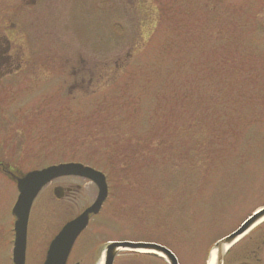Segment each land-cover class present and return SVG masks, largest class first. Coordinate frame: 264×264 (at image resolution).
Listing matches in <instances>:
<instances>
[{
  "label": "rangeland",
  "instance_id": "374dc122",
  "mask_svg": "<svg viewBox=\"0 0 264 264\" xmlns=\"http://www.w3.org/2000/svg\"><path fill=\"white\" fill-rule=\"evenodd\" d=\"M12 3L0 35L19 71L0 79V165L20 176L68 162L97 169L110 195L92 230L206 264L264 207V0ZM2 170L0 264H13L18 191ZM76 183L75 212L98 193ZM53 187L32 206L25 264H43L72 220V198ZM257 239L264 224L238 248ZM236 251L227 264L244 260Z\"/></svg>",
  "mask_w": 264,
  "mask_h": 264
},
{
  "label": "water",
  "instance_id": "95a60500",
  "mask_svg": "<svg viewBox=\"0 0 264 264\" xmlns=\"http://www.w3.org/2000/svg\"><path fill=\"white\" fill-rule=\"evenodd\" d=\"M2 171L16 182L19 192L17 202L12 210L16 218L14 224L13 264H25L28 222L32 205L42 189L53 180L60 177L77 176L91 181L98 189V196L94 204L75 220L67 223L57 237L52 241L44 264H66L72 246L80 233L88 226L90 217L97 215L108 197V185L103 173L80 163L60 164L42 170L17 175L10 169L0 165ZM62 188L55 190L58 199L63 197ZM249 218L237 231L223 238L216 244V264H223L224 255L243 235L264 219V209L259 210ZM131 249L150 252L167 260L169 264H179L175 255L165 247L159 245L114 243L108 246L103 264H112L118 250Z\"/></svg>",
  "mask_w": 264,
  "mask_h": 264
},
{
  "label": "flooded vegetation",
  "instance_id": "af4514ba",
  "mask_svg": "<svg viewBox=\"0 0 264 264\" xmlns=\"http://www.w3.org/2000/svg\"><path fill=\"white\" fill-rule=\"evenodd\" d=\"M21 1L24 3H28L30 0H21ZM34 1L35 0L33 1L31 0V3H34ZM0 2H2V0H0ZM12 4H13L12 0H4V3H0V21H2L1 19H7V17L10 15V11L13 8ZM3 13H4V16H2ZM0 50L1 52L3 51L4 53V54L2 53L3 55L1 54L4 60H2V62L0 63V77L3 78V77L8 76L9 73H10L9 75H11L14 71H19V67L14 66V64L11 62V60L13 59L12 55L9 53V51L11 50V41L6 35L5 37H2L0 35ZM4 67H6V69ZM79 179L85 180L81 177L70 176V177L58 178L52 181L50 184H48L50 186H54L53 193H55V190L57 188H62L63 190L61 192L63 195L62 199L72 198V221L75 220L77 217H79L81 214H83L94 203V202L90 203L89 205H86L83 209L77 210L75 212L74 210L75 208L73 207L77 201L76 195L81 193L83 189L82 186L76 183V180H79ZM65 180L72 181V184L70 183V186H65L64 185V183H66ZM60 181H63L64 183H61ZM109 195H110V192H109ZM109 195H108L107 200L104 202L100 213L98 215L90 217V222L88 226L77 237L76 241L74 242L72 246V250L68 257L67 264L70 263L71 259H72V264H100L106 258L108 246L114 243H119V244L128 243V244H134V245L136 244L159 245V246L169 249L166 245L156 241L155 239L153 240L151 238L149 239L147 238L108 239L107 238L108 234L106 232H103L101 228L92 230V227H94L92 222L95 218L99 217L100 214L102 213L103 208L109 199ZM241 242L242 240L239 241L236 245H234L226 253L224 260H223V264H227L226 262L227 256L231 255L232 254L231 252L234 250L235 251L237 250L236 253H238V255L241 254V256L244 258V260H241L239 264H261V261H262L261 257L264 260V240H261V239L259 240L257 239L256 241L250 240L247 244H245L244 246H241L242 248L240 249L238 247L240 246ZM161 262L168 264L161 257H157L156 255H153V254L140 253L134 250H127V251L118 250L117 254L113 258L112 264H160Z\"/></svg>",
  "mask_w": 264,
  "mask_h": 264
},
{
  "label": "bare ground",
  "instance_id": "6f19581e",
  "mask_svg": "<svg viewBox=\"0 0 264 264\" xmlns=\"http://www.w3.org/2000/svg\"><path fill=\"white\" fill-rule=\"evenodd\" d=\"M264 220V219H263ZM261 220V222L263 221ZM217 250L213 249L209 257L208 264H216Z\"/></svg>",
  "mask_w": 264,
  "mask_h": 264
},
{
  "label": "trees",
  "instance_id": "16d2710c",
  "mask_svg": "<svg viewBox=\"0 0 264 264\" xmlns=\"http://www.w3.org/2000/svg\"><path fill=\"white\" fill-rule=\"evenodd\" d=\"M0 52H1V50H0ZM0 54H1V53H0ZM3 54H4V53H3ZM3 54H2V55H3ZM0 58H3V56L0 55ZM11 62L14 64V60H13V59L11 60Z\"/></svg>",
  "mask_w": 264,
  "mask_h": 264
}]
</instances>
